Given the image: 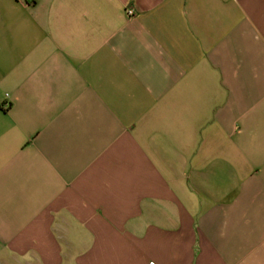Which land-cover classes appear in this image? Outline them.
<instances>
[{"label": "crops", "instance_id": "crops-1", "mask_svg": "<svg viewBox=\"0 0 264 264\" xmlns=\"http://www.w3.org/2000/svg\"><path fill=\"white\" fill-rule=\"evenodd\" d=\"M0 253L264 264V0H0Z\"/></svg>", "mask_w": 264, "mask_h": 264}, {"label": "rangeland", "instance_id": "rangeland-1", "mask_svg": "<svg viewBox=\"0 0 264 264\" xmlns=\"http://www.w3.org/2000/svg\"><path fill=\"white\" fill-rule=\"evenodd\" d=\"M16 264H36L37 262L31 261V260H25V259H21V261L19 260H15ZM14 264L13 262L9 261V258L6 254L0 253V264Z\"/></svg>", "mask_w": 264, "mask_h": 264}, {"label": "built area", "instance_id": "built-area-1", "mask_svg": "<svg viewBox=\"0 0 264 264\" xmlns=\"http://www.w3.org/2000/svg\"><path fill=\"white\" fill-rule=\"evenodd\" d=\"M151 264H154V263H151Z\"/></svg>", "mask_w": 264, "mask_h": 264}]
</instances>
